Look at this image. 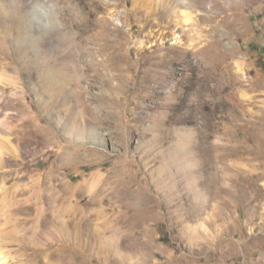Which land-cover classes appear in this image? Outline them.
Wrapping results in <instances>:
<instances>
[{"label":"rangeland","instance_id":"1","mask_svg":"<svg viewBox=\"0 0 264 264\" xmlns=\"http://www.w3.org/2000/svg\"><path fill=\"white\" fill-rule=\"evenodd\" d=\"M0 264H264V0H0Z\"/></svg>","mask_w":264,"mask_h":264},{"label":"bare ground","instance_id":"2","mask_svg":"<svg viewBox=\"0 0 264 264\" xmlns=\"http://www.w3.org/2000/svg\"><path fill=\"white\" fill-rule=\"evenodd\" d=\"M179 13V12H178ZM180 17H181V19H182V21H184V22H187L188 21V15H187V13L186 12H184V11H180ZM221 41H222V38H220V39H217V40H215L214 41V44L215 45H217V46H219L220 45V43H221ZM101 48V47H100ZM81 49V48H80ZM83 50V49H82ZM60 75L61 74H58L57 72H54L53 73V76H54V79L56 80H58V78L60 77ZM61 78V77H60ZM75 135L77 136V137H82L83 136V133L82 132H80V131H76L75 132ZM188 149H186L185 148V146H181V151L182 152H184L185 153V155H184V159L183 160H180V164H179V168H180V170H182L183 171V176H184V178L186 179V183H187V185L188 186H190V190H191V193H192V197H193V199L196 201V200H205V198H206V196H211L212 195V192L209 190L210 188H208V191L206 190L205 192H202L200 189H199V185L196 183V181H195V168H196V160H195V158L193 157H191V159L188 157L190 154H192L193 153V151H187ZM183 153V154H184ZM176 156V155H175ZM178 156H180L179 155V153H178ZM192 156V155H191ZM179 158H181V157H179ZM165 163V162H164ZM167 163V162H166ZM171 164V162H169V165ZM168 165V166H169ZM171 167V166H170ZM169 170V175H167V177H166V179H165V181H167V180H171L172 178H173V175L171 174V171H170V169H168ZM167 170V171H168Z\"/></svg>","mask_w":264,"mask_h":264}]
</instances>
